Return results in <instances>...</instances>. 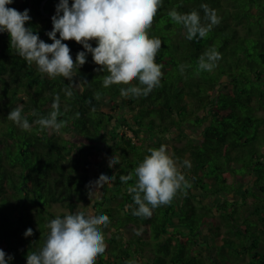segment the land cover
<instances>
[{"label":"trees","instance_id":"1","mask_svg":"<svg viewBox=\"0 0 264 264\" xmlns=\"http://www.w3.org/2000/svg\"><path fill=\"white\" fill-rule=\"evenodd\" d=\"M40 1L13 0L8 7L28 9L25 27L50 44L46 33L59 0L45 1L47 16ZM202 4L216 11L220 23L205 38L189 41L168 13L196 10L206 24ZM148 34L162 41L155 62L163 75L147 96L120 95L121 88L143 87L138 80L105 87L108 72L97 71L88 53L74 69L68 97L67 79L41 73L0 32V249L6 259L13 257L9 264H26V256L42 248L52 219L82 211L96 151L102 174L116 177L91 199L92 214L110 220L106 233L101 226L106 251L96 264H134L145 245L151 247L146 264H264V0H162ZM62 42L74 61L84 51L73 40ZM211 48L222 58L211 72L200 70L199 57ZM56 95L57 120L64 123L58 132L35 123L50 114ZM18 106L28 130L7 118ZM168 143L190 186L150 218L134 216L137 206L127 191L136 182L134 170L149 149ZM113 155L119 163L109 168ZM129 174L132 180H120ZM53 204L64 210L55 215ZM29 228L33 234L25 237Z\"/></svg>","mask_w":264,"mask_h":264},{"label":"clouds","instance_id":"2","mask_svg":"<svg viewBox=\"0 0 264 264\" xmlns=\"http://www.w3.org/2000/svg\"><path fill=\"white\" fill-rule=\"evenodd\" d=\"M13 0H0V32H7L10 46L29 64L35 63L41 73L50 78L63 77L69 81L65 95H73L72 87L74 69L86 63V55L91 54L93 62L100 66L97 71L107 70L103 84L108 87L113 84L131 85L134 80L139 85L120 89V95L147 96L160 85L162 65L155 62L161 49V39L149 36L155 16L161 7L162 0H59L55 15L51 17L52 29L46 35L52 43L41 40L31 28L25 24L31 20L29 10L23 12L8 7ZM207 23L201 22V16L193 10L181 14L173 9L168 15L172 21L186 29L187 39L197 36L205 38L212 27L220 23V18L214 9L207 4L200 6ZM57 33L59 38H57ZM73 40L83 46L84 51L76 54L75 61L71 50L62 41ZM95 40L92 47L89 41ZM221 53L215 48L206 50L198 61L200 70L211 72L216 62L221 59ZM98 100L100 94L96 93ZM52 111L46 117L35 121L42 129L59 131L64 123L58 122L60 114V97L56 95ZM92 111H95L93 108ZM33 115H36L33 112ZM77 118L79 113H76ZM7 118L28 130L30 124L22 117V107H16L8 113ZM150 155L135 168L136 182L127 189L133 194V202L137 206L133 215L150 218L152 210L172 202L182 186L188 187L184 175L177 167V162L168 154L167 147L161 145L158 149H149ZM119 163V156L108 160V167ZM115 176L101 174L90 185L103 187L115 180ZM133 175H121L120 180L127 183ZM129 208L132 205L128 206ZM110 223L106 214L94 215L83 211L75 214L57 216L47 225L50 232L38 252L26 256V264H96L98 256L106 251L105 237L101 226ZM33 230L27 229L25 237L31 236ZM140 233L137 232V235ZM13 257L0 249V264H9Z\"/></svg>","mask_w":264,"mask_h":264},{"label":"rangeland","instance_id":"3","mask_svg":"<svg viewBox=\"0 0 264 264\" xmlns=\"http://www.w3.org/2000/svg\"><path fill=\"white\" fill-rule=\"evenodd\" d=\"M263 112H264V109H263ZM122 130H125L126 134L127 135H132L131 131L129 129H126L122 126L121 128ZM165 146L167 147V150H168V154L170 155V147L171 145L168 143V144H165ZM91 159H92V165L90 166V169H89V175H90V179L92 182L96 181L98 179V177L102 174L101 170H100V167L99 165L97 164V162H99L100 160H102V155L96 151V153L92 154L91 156ZM106 167H104V169H106ZM228 179L229 181H231V177L228 175ZM102 187H97L95 185L92 186V191H91V194H90V197L88 200H85L84 202H81L79 205L80 209H82L83 212L85 213H91L92 214V208H91V199L93 198H96V195H97V192L99 190H101ZM49 209L55 213V215H59V213L61 211H63V207L60 206L59 204H53L49 207ZM247 211V208H243L241 210V216H243V213ZM215 221L217 223H219V218L218 216L216 217ZM106 233V226H103L102 227ZM48 232H50V229L48 228ZM124 233L125 235L127 236H131L133 234V232L129 229H125L124 230ZM117 236V235H116ZM118 237V236H117ZM151 255V247L150 245H145V248H144V251L141 253V254H138V256L135 258V261H134V264H146V259Z\"/></svg>","mask_w":264,"mask_h":264},{"label":"water","instance_id":"4","mask_svg":"<svg viewBox=\"0 0 264 264\" xmlns=\"http://www.w3.org/2000/svg\"><path fill=\"white\" fill-rule=\"evenodd\" d=\"M45 1L46 0H41L40 3H39V7H40V10L43 13V15H47V13L44 10V3H45ZM40 39H42V38H40Z\"/></svg>","mask_w":264,"mask_h":264},{"label":"flooded vegetation","instance_id":"5","mask_svg":"<svg viewBox=\"0 0 264 264\" xmlns=\"http://www.w3.org/2000/svg\"><path fill=\"white\" fill-rule=\"evenodd\" d=\"M47 13V12H46ZM48 15V14H47ZM47 15H44V16H47Z\"/></svg>","mask_w":264,"mask_h":264}]
</instances>
